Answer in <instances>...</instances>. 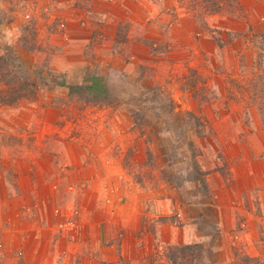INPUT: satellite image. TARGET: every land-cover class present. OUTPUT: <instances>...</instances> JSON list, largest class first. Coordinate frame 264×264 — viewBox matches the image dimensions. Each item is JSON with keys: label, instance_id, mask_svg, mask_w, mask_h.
<instances>
[{"label": "crops", "instance_id": "1", "mask_svg": "<svg viewBox=\"0 0 264 264\" xmlns=\"http://www.w3.org/2000/svg\"><path fill=\"white\" fill-rule=\"evenodd\" d=\"M91 1L90 13L82 10L74 31L70 23L63 22V34L55 35L83 46V50L68 47L63 56L69 84H81L93 75L110 80L117 74V65L122 66L120 71L125 69L127 74H132L135 69L128 70L126 66L135 64L133 58L138 64L152 66L153 59L160 56L174 66L167 77L173 79L171 75L175 76L179 67L183 70L180 75L186 80L188 63L198 67L205 52L213 54L212 47L216 44L213 35L217 30L224 31L220 34L223 39L228 31L238 35L239 38L233 36L230 43L238 47L245 43L241 34L257 23L259 17L264 18V0H229L227 7L221 2L222 10L227 13H207L205 18L199 13L201 0H195L194 5L190 0ZM201 3L204 5L203 1ZM95 10L99 14L93 13ZM91 14L94 18L99 16L103 22L99 30L90 21L94 20ZM127 23L128 31L118 30V26ZM162 26L168 29L170 44L169 50L157 57L152 51L155 52L153 46H158ZM91 41L101 42L102 48L96 49V72L84 77L81 68L89 63L84 49ZM115 44H123V48L117 51ZM234 51L236 53L237 48ZM178 53L180 58L171 63ZM201 71L199 68L198 72ZM59 110L57 102L46 107L53 118L60 116ZM114 123L119 124L118 119H113ZM103 131L87 133L86 145L85 142L83 145L69 142L67 147L41 146L39 152L30 157L24 148L13 158L9 168L15 174L17 190L9 195L5 178L0 186V191L4 190L0 202L12 204L8 211L4 208L0 216V252L6 260L3 264L13 263L8 258L12 248L23 245L27 251L38 244L41 264L56 261L73 253V249L90 252L83 255L82 264L112 263L120 258L130 264H136L138 259L159 264L155 256L164 251L165 246L202 244L209 237L197 223L205 217L206 202L197 197L181 201L176 191L166 186L160 193L152 190L142 193L133 172L131 174L132 169L124 162L129 148L107 144L120 139L122 131L118 126L112 131ZM132 134L126 133L130 138L134 137ZM102 136L108 141L102 142ZM98 138L100 143L96 141ZM250 139L254 150L239 138L227 140L224 149L215 150L228 161L226 168L220 158L208 168L203 166L209 171L210 198L217 214L218 230L212 243L217 259L213 264H238L241 254L264 264V140L259 134ZM96 142L99 144L93 146ZM127 147L136 150L133 142ZM138 152L132 156V163L140 156ZM3 169L8 171V168ZM226 210L228 215L224 213ZM176 214L182 218L181 222L171 219ZM61 228L73 232L65 235Z\"/></svg>", "mask_w": 264, "mask_h": 264}, {"label": "rangeland", "instance_id": "2", "mask_svg": "<svg viewBox=\"0 0 264 264\" xmlns=\"http://www.w3.org/2000/svg\"><path fill=\"white\" fill-rule=\"evenodd\" d=\"M84 1L0 0V91L6 92L8 86L22 87L27 81L39 87L34 96L22 97L11 105L0 104V186L5 178L7 193L11 195L17 190L15 174L9 165L22 149L26 148L30 157L39 152L41 146L67 147L69 142L80 145L85 142L86 145L84 137L87 133L112 131L118 126L122 131L120 139L116 138L107 144H114L120 149L129 148L124 162L129 170L132 169L131 174L133 172L142 193L151 190L160 193L165 191L166 186V189H174L181 201L188 202L197 197L206 202L205 217L197 223L209 237L202 244H193L185 250L188 254L185 260L186 264H213L217 259L212 247L218 230L217 214L210 198L209 171L203 166H212L214 161L218 162V158L223 160V168L229 165L220 151L215 152L216 149H224L227 140L239 138L249 146L250 138L258 134L264 140V18L259 17L257 23L241 34L245 43L238 47L230 44L234 36L232 33L228 31L223 39L220 34L224 31L217 30L213 35L216 40V47H212L213 54L203 52L205 55L200 57L198 67L188 63L185 67L188 72L186 80L180 75L183 70L179 67L176 75H171L173 79L167 77L174 66L162 56L153 59L152 66L138 64L133 58L135 64L126 67L128 70L134 68V74H127L125 69L120 71L122 66L117 65V74L105 80L109 94L96 103L84 89L71 93L69 86L80 82L67 83V72L64 71L67 63L63 62V56L67 48L79 50L80 47L83 50V46L64 40L61 36L55 37L56 34H63V22L70 23L73 31L76 29L77 19L83 15L82 10L92 9V1ZM190 2L194 5L195 0ZM201 2L198 3L201 5L199 13L204 18L207 13H227L222 10L221 2H225L224 7L229 6V0ZM93 13L98 12L95 10ZM230 13L233 15L236 12ZM90 16L93 17L92 14ZM90 21L97 26V30L103 24L97 15ZM128 29L129 23L118 26V30L123 32ZM159 36L158 46H153L155 52L152 51L157 57L166 53L170 44L168 29L164 26ZM101 44L91 41L84 49L89 63L81 68L82 76L96 72L95 53L96 49L102 48ZM122 46L115 44L116 50ZM234 48H237L236 53ZM120 53L123 54V49ZM179 55L173 57L171 63L178 60ZM194 56L199 57L198 54ZM57 66L60 68L55 69ZM199 68L203 70L201 73L198 72ZM81 82L84 83L83 80ZM53 101L57 102L60 109V116L54 118L46 111ZM115 118L119 124H113ZM126 133H133L131 136L134 137L130 138ZM96 141L99 142V138ZM101 141L108 140L102 136ZM132 142L136 150L127 147ZM250 150L254 149L250 146ZM136 151L140 152V156L134 160L136 163H132L131 158ZM251 153L254 154L253 151ZM4 167L8 171H4ZM3 191H0V201L4 196ZM11 206V203L0 202V216L4 208L8 211ZM224 213L228 215V210ZM171 219H175V223L182 220L177 214ZM61 232L70 235L73 231L61 228ZM31 248L27 251L23 245L12 248L11 254L7 253L10 254L8 258L12 259V264H41L39 244ZM178 248V244L165 246L164 251L155 256L156 261L159 264H173L170 255L174 251L178 252ZM72 252L46 264H80L83 255L90 254L87 250L80 252L73 249ZM135 256L137 260V252ZM3 261L6 260L0 252V264ZM129 262L120 258L105 264ZM237 263L258 264V259L241 254ZM136 264H148V260L143 262L138 259Z\"/></svg>", "mask_w": 264, "mask_h": 264}, {"label": "trees", "instance_id": "3", "mask_svg": "<svg viewBox=\"0 0 264 264\" xmlns=\"http://www.w3.org/2000/svg\"><path fill=\"white\" fill-rule=\"evenodd\" d=\"M68 85V84H67ZM39 87L33 83H29V81L24 82L22 87L16 88L15 86H8L7 91L4 90L0 91V104H14L17 100H19L22 97H29L36 95V92H38ZM70 92H80L82 89H84V92L88 96L91 97L93 101L100 102L103 99L104 95L109 94V88L107 86V83L105 79L101 76H90L88 77L84 83L81 84H73L69 86ZM83 94V93H82ZM84 99H87L86 96H84ZM193 244H187V245H181L178 248V252L182 253L181 255L178 254V252L174 251L170 255V260L173 264H186V251L191 248ZM198 245V244H195ZM197 263V262H196ZM195 264V263H194Z\"/></svg>", "mask_w": 264, "mask_h": 264}]
</instances>
